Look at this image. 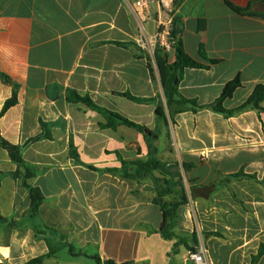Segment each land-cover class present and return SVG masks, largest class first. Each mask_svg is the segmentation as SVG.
Returning <instances> with one entry per match:
<instances>
[{
  "label": "crops",
  "instance_id": "1",
  "mask_svg": "<svg viewBox=\"0 0 264 264\" xmlns=\"http://www.w3.org/2000/svg\"><path fill=\"white\" fill-rule=\"evenodd\" d=\"M137 1L0 0V73L13 83L0 79V112L19 86L17 105L0 119V137L24 147L33 173L27 182L44 197L34 213L23 185L26 171L14 177L18 166L0 148V214L6 219L0 222V264L39 257L52 264L63 250L66 264L95 257L101 263L194 264L188 252L199 243L212 264H252L264 246V113L227 118L203 109L167 124L157 118L156 103L120 96L165 102L159 70L153 80L152 56L137 42L142 31L131 8ZM149 1L143 27L151 36L158 31V8ZM227 2L264 15V0H178L183 48L209 66L187 69L179 90L209 105L240 78L242 87L225 102L234 109L264 83V16L240 14ZM202 49L217 64L203 59ZM74 93L148 127L156 138L125 125L103 127L105 117L71 101ZM42 124L49 138L27 144L44 133ZM150 146L163 165L152 175L183 179L184 190L173 187L162 198L187 197L176 211L173 239L160 233L164 216L153 178L137 177L136 163L151 159ZM256 264H264V256Z\"/></svg>",
  "mask_w": 264,
  "mask_h": 264
},
{
  "label": "trees",
  "instance_id": "2",
  "mask_svg": "<svg viewBox=\"0 0 264 264\" xmlns=\"http://www.w3.org/2000/svg\"><path fill=\"white\" fill-rule=\"evenodd\" d=\"M227 4L232 9H234L236 12L240 14L256 15V16H262V17L264 16V15L253 13L250 9H242L228 2ZM173 33L174 35H178L177 20H176V28L174 29ZM201 56L203 59L208 61L211 65L217 64L216 60H212L208 58L207 54L204 52L203 49L201 50ZM154 59L159 69L160 82L163 88L165 102H162L160 97L137 98V97L132 96L129 93L120 94V96L125 97L139 104L156 103L155 113H156L157 118L160 121H164L167 124L169 123V121H171L172 123H175V118L178 114L187 112V111L197 113L203 109H210L213 112L221 114L227 118L240 114L246 110H254L258 113H264V107L262 106V103L264 102V83L257 85L255 89L253 90V93L251 94V96L242 105L234 109H228L225 107V102L231 99L234 96V93L239 88L242 87V81L240 80V78H236L228 82L225 85L219 98L216 99L212 104L201 105L196 100H190L184 97L179 90V82L183 78L185 71L187 69L209 68V66H206L194 60L193 58H191L185 52L181 40L178 41L174 50L170 53L156 51ZM150 72H151L152 79L156 80L155 69L151 64H150ZM0 79H2L5 83L13 84L11 78L6 74L0 73ZM18 89H19V86L14 84L13 94L11 98L5 102L0 112V119L6 114V112H8V110H10L12 107L17 105ZM70 100L73 102H82L86 104L87 106H89L91 109L102 114L106 119V123L102 125L105 128L113 129V128H116L118 125H125L130 128H134L138 130L139 132L143 133L146 138H149V137L156 138L154 133L148 127L132 122L119 113L112 112L103 107L98 106L89 97H82L74 93L70 97ZM42 128L44 130V133L29 140L27 144L36 142L43 138H49V135L45 132L46 125L42 124ZM0 148L6 150L8 152L10 159L18 166V170L13 174L14 177L18 178L23 169L26 171V178L23 181V185L25 188L29 189L30 191L32 211L34 213L38 212L42 205L44 197L39 188L32 187L27 182V179L33 176V173L30 167H28L25 161L23 160L22 150L24 147L13 145L0 137ZM150 148H152L151 159L146 163H136L138 167L137 177L138 178H147V177L153 178V181L156 185V189L158 192V196L161 198V199L156 200V203L159 205L161 211L163 212V216H164V221L161 226L160 233L165 239H173L175 235L174 233H172L171 229H172L174 220L176 218V211L182 204L187 202V197L185 193H183L182 202L167 203L162 200V198L169 196L173 193V183L169 179L162 180L152 175L153 171H156L157 169L160 170V168H162L163 165L156 158V148H153V146L152 147L150 146ZM176 177L178 178V181H176L174 184H176L177 186H179L180 188L184 190L182 176L178 174L176 175ZM5 221L6 219L0 214V222H5ZM207 235L223 238V235L219 233H209ZM263 256H264V246L262 245L258 255L253 257L252 264H256ZM45 258L46 257H39L37 259L30 261L28 264H42ZM95 259L97 261V264H116L113 261H105L104 263H101V260L98 257H95ZM124 264H134V263L128 262Z\"/></svg>",
  "mask_w": 264,
  "mask_h": 264
},
{
  "label": "built area",
  "instance_id": "3",
  "mask_svg": "<svg viewBox=\"0 0 264 264\" xmlns=\"http://www.w3.org/2000/svg\"><path fill=\"white\" fill-rule=\"evenodd\" d=\"M157 5L156 24L158 31L151 36L145 33L144 22L150 17L149 0H138L131 8L139 21L141 36L138 38V45L149 52L154 58L156 51L170 53L174 50L180 40L179 35H174L176 20L178 17V0H153ZM188 258L194 264H212L209 258L207 247L203 243L197 244L188 252Z\"/></svg>",
  "mask_w": 264,
  "mask_h": 264
},
{
  "label": "rangeland",
  "instance_id": "4",
  "mask_svg": "<svg viewBox=\"0 0 264 264\" xmlns=\"http://www.w3.org/2000/svg\"><path fill=\"white\" fill-rule=\"evenodd\" d=\"M152 66L155 65L154 69H156L155 71L158 72V67L156 65V62H155V59L152 58ZM175 183V182H174ZM173 183V187H176L177 185ZM66 254H68V251L67 250H63V251H60L59 254L57 255L58 258L57 259H54V260H51L49 263H52L54 264L53 261H56V262H60V264H66V261L69 260L70 258H68L66 256ZM79 264H97V261L95 258H89V259H83V263H79Z\"/></svg>",
  "mask_w": 264,
  "mask_h": 264
}]
</instances>
